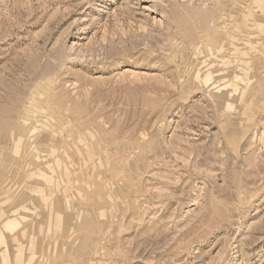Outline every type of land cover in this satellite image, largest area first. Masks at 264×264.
Segmentation results:
<instances>
[{
	"label": "rangeland",
	"instance_id": "374dc122",
	"mask_svg": "<svg viewBox=\"0 0 264 264\" xmlns=\"http://www.w3.org/2000/svg\"><path fill=\"white\" fill-rule=\"evenodd\" d=\"M0 264H264V0H0Z\"/></svg>",
	"mask_w": 264,
	"mask_h": 264
},
{
	"label": "bare ground",
	"instance_id": "6f19581e",
	"mask_svg": "<svg viewBox=\"0 0 264 264\" xmlns=\"http://www.w3.org/2000/svg\"><path fill=\"white\" fill-rule=\"evenodd\" d=\"M246 41V39H245ZM234 49V47H231V46H227L226 47V50L223 49V53L225 54H221L219 53V50L215 51V52H211L210 49L208 48L209 50V53L207 55H211L210 58H209V61L207 64V66L210 68V67H215V68H212V71H215V72H218L217 73V76H219L218 80H223L219 83H217L216 81L212 80L213 77H211V73L210 72H207V69L206 72L207 73H204L201 77L203 83L205 85H208V86H211L214 90L215 93V97H216V100L218 101H227V99L229 98L230 96V92H232V88H234V85L231 84L230 82V79L229 78V75L227 74H224L225 72H227V68H224L222 61L223 60V57L225 55H229L231 54V51ZM221 54V55H220ZM211 59V60H210ZM205 64V65H206ZM242 64H236L235 66H233L232 68L235 69L237 68L238 66H240ZM15 66V65H14ZM243 66V65H242ZM222 67V68H221ZM5 95V94H4ZM3 100V99H2ZM23 101V100H22ZM20 102V101H19ZM16 104V102H15ZM14 150V149H13ZM18 159V158H17ZM128 164V163H127ZM156 231V230H155ZM18 248V247H17ZM22 248V247H21Z\"/></svg>",
	"mask_w": 264,
	"mask_h": 264
}]
</instances>
